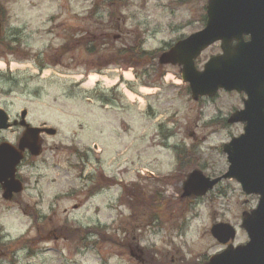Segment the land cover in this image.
I'll return each mask as SVG.
<instances>
[{
    "label": "rangeland",
    "instance_id": "rangeland-1",
    "mask_svg": "<svg viewBox=\"0 0 264 264\" xmlns=\"http://www.w3.org/2000/svg\"><path fill=\"white\" fill-rule=\"evenodd\" d=\"M118 1L0 0V109L56 129L18 166L15 200L0 192V264H202L224 247L210 234L220 222L235 227L234 244L247 240L241 213L258 196L235 179L180 199L192 169L227 170L222 144L238 127L220 120L237 95L194 101L179 67L157 55L126 68L121 51L168 49L202 28L206 0ZM122 71L132 75L116 83ZM89 74L98 79L87 86ZM21 132L0 130V142Z\"/></svg>",
    "mask_w": 264,
    "mask_h": 264
},
{
    "label": "water",
    "instance_id": "water-1",
    "mask_svg": "<svg viewBox=\"0 0 264 264\" xmlns=\"http://www.w3.org/2000/svg\"><path fill=\"white\" fill-rule=\"evenodd\" d=\"M206 15L205 26L162 52L159 64L180 67V77L188 83L193 100L213 96L218 89L236 90L247 94V106L261 107L264 104V0H207ZM244 36L248 39L244 40ZM217 41L221 42L222 53L211 57L202 70H197L194 59ZM263 113L253 114L244 133L223 145L228 162L224 174L210 178L201 170L193 169L182 184L181 198L203 196L221 179H235L244 193L258 196L255 208L241 215L240 227L245 231L247 241L234 246L235 228L224 222L213 224L210 228L212 237L223 245L231 243L203 264H264ZM25 115L26 111H21L19 124L24 130L17 147L8 142L0 143V186L5 200L22 191L15 172L23 152L27 150L33 156L39 155L40 134L53 135L56 132L50 127L31 126L25 121ZM8 119L6 111L0 109V129L16 124ZM236 120L233 114L229 122Z\"/></svg>",
    "mask_w": 264,
    "mask_h": 264
},
{
    "label": "flooded vegetation",
    "instance_id": "flooded-vegetation-1",
    "mask_svg": "<svg viewBox=\"0 0 264 264\" xmlns=\"http://www.w3.org/2000/svg\"><path fill=\"white\" fill-rule=\"evenodd\" d=\"M97 1V0H96ZM119 1L118 0H109V3H108V5H109V8H111L112 7V5H114V4H117ZM206 2H207V0H206ZM203 8H204V10L206 11V4L205 5H203ZM205 22H206V14L205 15H203V18H202V23H203V26L205 25ZM202 26V27H203ZM119 38V37H118ZM248 39V36H244V40H247ZM232 44H234V41L232 42ZM217 46V50L216 51H212V53L208 56V58L206 59V61L211 57V56H214V55H217V54H219V53H221L222 52V49H221V43L220 42H215V43H213V44H211V45H209L206 49H204V51H207V50H209V49H211V48H214V47H216ZM203 52V51H202ZM201 52V53H202ZM200 53V54H201ZM199 57V56H198ZM197 57V58H198ZM196 58V59H197ZM196 59H195V61H196ZM206 61H204V63L206 62ZM204 63L202 64V66L204 65ZM202 66H201V68H202ZM199 68V67H198ZM201 68H199V69H201ZM226 92V91H225ZM232 92H234V94L235 95H237V98H238V102L235 104V106H233L232 108H231V110L228 112V114H226V115H224L222 118H221V120H220V123H221V126H225V127H227V126H231V125H235V126H237L238 127V129H237V132L233 135V136H231V138L232 137H240L243 133H244V131H245V126L247 125V123L251 120V119H253V116L255 115V114H257V113H262V112H264V104H261V107H257V108H253V107H251V106H247V104L245 103V101L248 99V96H247V94L245 93V92H243V91H232ZM206 98H207V96H205ZM208 98H212V97H208ZM199 99H202V97L201 98H199ZM233 114H235L236 115V118H237V120L235 121V122H232V123H230L229 122V120H230V118H231V116L233 115ZM254 114V115H253ZM264 114V113H263ZM12 121H15L16 122V124L15 125H13V126H18V127H20V128H22L21 126H20V124H19V121H20V117L18 118V119H13ZM261 123H264V116H262L261 117ZM42 125V124H41ZM40 125V126H41ZM22 130H23V128H22ZM230 138V139H231ZM17 145V144H16ZM221 151H222V148H221ZM31 156L29 153H27V152H25L24 153V157H23V159H22V161H24L25 159H26V156ZM21 161V162H22ZM20 165V164H19ZM18 165V166H19ZM18 166H17V169H16V177L23 183V181H22V178L20 177V173H19V170H18ZM0 192H1V188H0ZM189 198H196V197H189ZM15 200V195H13V197L11 198V201H14Z\"/></svg>",
    "mask_w": 264,
    "mask_h": 264
},
{
    "label": "trees",
    "instance_id": "trees-1",
    "mask_svg": "<svg viewBox=\"0 0 264 264\" xmlns=\"http://www.w3.org/2000/svg\"><path fill=\"white\" fill-rule=\"evenodd\" d=\"M121 51H122V53H124V55L127 54V56L129 57V60L127 61L128 64L125 65L126 68L131 66V64L129 62H132L133 60H139L143 64H146L147 63L146 60L148 58H155L158 55L157 52L152 54L151 52L141 51L140 44H137V45L131 47L130 49L129 48L128 49H122ZM148 65H149L148 70H145V71H150L151 70L150 68H153L152 63H150ZM157 68H160V67L155 65L154 70L157 71ZM160 76H161V74H160ZM142 84H145V83H142ZM156 193H157V191H156ZM162 198H164V197L157 196V194H156L155 201L153 202V204L156 205L157 207H160V205L163 203ZM141 250L143 253H145V250L143 248H141Z\"/></svg>",
    "mask_w": 264,
    "mask_h": 264
},
{
    "label": "bare ground",
    "instance_id": "bare-ground-1",
    "mask_svg": "<svg viewBox=\"0 0 264 264\" xmlns=\"http://www.w3.org/2000/svg\"><path fill=\"white\" fill-rule=\"evenodd\" d=\"M2 66V65H0ZM124 76L126 78H129L131 76L129 71H124ZM98 79V76L96 74H89L87 77V80L84 82L85 85L90 86L92 85L96 80Z\"/></svg>",
    "mask_w": 264,
    "mask_h": 264
}]
</instances>
